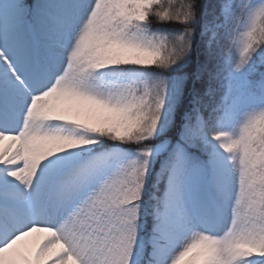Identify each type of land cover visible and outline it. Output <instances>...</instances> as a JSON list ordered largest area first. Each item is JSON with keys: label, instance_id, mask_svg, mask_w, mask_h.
Masks as SVG:
<instances>
[{"label": "snow or ice", "instance_id": "6c2138e0", "mask_svg": "<svg viewBox=\"0 0 264 264\" xmlns=\"http://www.w3.org/2000/svg\"><path fill=\"white\" fill-rule=\"evenodd\" d=\"M0 264H264V0H0Z\"/></svg>", "mask_w": 264, "mask_h": 264}]
</instances>
